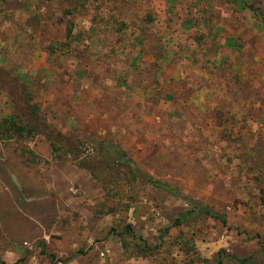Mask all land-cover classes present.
<instances>
[{
  "label": "rangeland",
  "instance_id": "obj_1",
  "mask_svg": "<svg viewBox=\"0 0 264 264\" xmlns=\"http://www.w3.org/2000/svg\"><path fill=\"white\" fill-rule=\"evenodd\" d=\"M249 7L264 0H0L11 77L0 126L14 111L34 127L0 139V188L12 190V225L41 222L5 236L30 255L0 247L2 263L214 264L220 251H262L264 264V27ZM102 141L226 226L181 218L187 204L98 161ZM127 225L147 250L120 236Z\"/></svg>",
  "mask_w": 264,
  "mask_h": 264
},
{
  "label": "trees",
  "instance_id": "obj_2",
  "mask_svg": "<svg viewBox=\"0 0 264 264\" xmlns=\"http://www.w3.org/2000/svg\"><path fill=\"white\" fill-rule=\"evenodd\" d=\"M249 9L253 10L255 16L258 18V20L261 22V25L264 27V10L258 12V9H254L252 7H249ZM10 79H11L10 73L4 70L0 66V83L2 82L5 84V87H8L7 82H9ZM21 121L22 120H19V117L14 111L13 113L5 117L3 125L0 126V139L5 138L6 134H8L10 131L15 133V135L19 137H22V134L25 131H28V133L31 134L34 127H32L29 122L23 121L22 123ZM51 134L57 136L54 130H51ZM47 139L50 142L53 155H58L60 151H63L66 156H72L73 160H75V162L77 161V157L76 155H74L75 148H73L72 150V149H65L63 147L62 149L59 150L56 147V143H53L49 138ZM67 144H71V143L68 141ZM96 155L98 157V161L100 162L117 163L121 167H124L127 173L129 174V176L131 177V180L134 182L139 181L141 186H150L154 189H157L169 195L172 198L178 199L183 203L187 204L191 208V211L186 213L185 215H181V218L188 217L190 214H194L198 217H203L206 219L218 221L222 225L226 226V218L224 215L216 212L215 210H213L212 208L208 207L205 204L192 201L186 195H184L182 192L178 191L177 189L173 188L172 186L158 182L157 180L151 178L147 173L141 171L132 161L125 158V156L122 154L120 149L114 144L105 141L98 143L96 145ZM121 159H123V163H121ZM77 167L80 168L81 170H85L86 172H88L92 176V178L96 180V177L93 175L92 170L84 166L77 165ZM260 192H261L260 200L262 205L264 206V188ZM176 222L179 223L180 221L177 220ZM110 232H114V230L111 229ZM120 236H129L136 243V248L138 249L139 252L148 249L145 241H143L141 237L136 236L135 231L130 225L124 227L122 233H120ZM259 245L262 246V250H264L263 249L264 239L261 242H259ZM34 246L35 247L41 246L42 248L45 245L43 242H37ZM0 247H3L9 250L11 253L18 254L24 258L30 255L29 250L22 249L10 243L9 240L5 237L1 228H0ZM261 257H262V251L256 254H252L248 257L238 258V259L228 256L224 251H220L217 254L216 258L214 259V264H261L260 261ZM0 264H4V263L0 261Z\"/></svg>",
  "mask_w": 264,
  "mask_h": 264
},
{
  "label": "crops",
  "instance_id": "obj_3",
  "mask_svg": "<svg viewBox=\"0 0 264 264\" xmlns=\"http://www.w3.org/2000/svg\"><path fill=\"white\" fill-rule=\"evenodd\" d=\"M14 191V190H13ZM12 190L10 188H0V228L5 236L9 237V240H13V238L10 239L9 233H21L27 230L31 229V226L29 225V221L22 220V217H18V221L14 222V225L11 224V222L8 220V218H13L12 211L10 207L7 204L8 199H12ZM18 193L20 195L19 199H22L21 191L18 190ZM63 194V193H62ZM64 198V196H63ZM62 198V199H63ZM68 199V198H67ZM15 201V200H14ZM22 214V213H21ZM25 216L30 217L29 214H22ZM33 219H36L34 223L33 229L38 226L41 222L39 221L38 215L35 214V216H32ZM10 226H12L10 228ZM30 227V228H29ZM32 230V229H31ZM32 230V231H34ZM13 235V234H10Z\"/></svg>",
  "mask_w": 264,
  "mask_h": 264
}]
</instances>
